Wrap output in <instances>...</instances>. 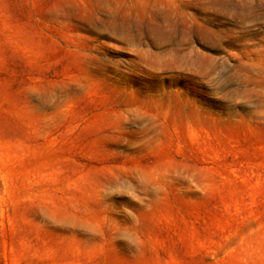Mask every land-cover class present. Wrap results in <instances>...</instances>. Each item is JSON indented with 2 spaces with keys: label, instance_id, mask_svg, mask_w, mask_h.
Segmentation results:
<instances>
[{
  "label": "rangeland",
  "instance_id": "obj_1",
  "mask_svg": "<svg viewBox=\"0 0 264 264\" xmlns=\"http://www.w3.org/2000/svg\"><path fill=\"white\" fill-rule=\"evenodd\" d=\"M0 264H264V0H0Z\"/></svg>",
  "mask_w": 264,
  "mask_h": 264
}]
</instances>
